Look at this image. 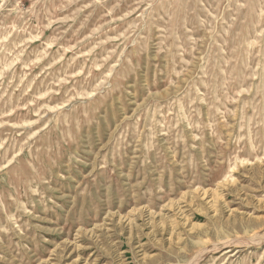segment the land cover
<instances>
[{
	"label": "rangeland",
	"instance_id": "rangeland-1",
	"mask_svg": "<svg viewBox=\"0 0 264 264\" xmlns=\"http://www.w3.org/2000/svg\"><path fill=\"white\" fill-rule=\"evenodd\" d=\"M191 263L264 264V0H0V264Z\"/></svg>",
	"mask_w": 264,
	"mask_h": 264
},
{
	"label": "bare ground",
	"instance_id": "bare-ground-1",
	"mask_svg": "<svg viewBox=\"0 0 264 264\" xmlns=\"http://www.w3.org/2000/svg\"><path fill=\"white\" fill-rule=\"evenodd\" d=\"M170 238H171V237H170ZM196 257H197V256H196ZM199 257H200V256H199ZM199 257H198V258H199ZM198 258H196V259H194V260H197ZM189 263H190V262H189ZM191 264H192V263H191Z\"/></svg>",
	"mask_w": 264,
	"mask_h": 264
}]
</instances>
